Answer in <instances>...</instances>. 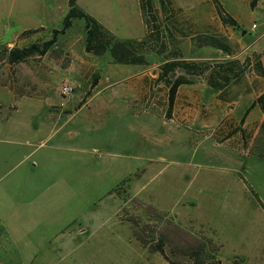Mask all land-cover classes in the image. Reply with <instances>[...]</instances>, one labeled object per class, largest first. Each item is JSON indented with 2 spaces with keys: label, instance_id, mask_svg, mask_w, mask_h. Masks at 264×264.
I'll use <instances>...</instances> for the list:
<instances>
[{
  "label": "rangeland",
  "instance_id": "1",
  "mask_svg": "<svg viewBox=\"0 0 264 264\" xmlns=\"http://www.w3.org/2000/svg\"><path fill=\"white\" fill-rule=\"evenodd\" d=\"M171 1L153 0L158 33L154 30L148 47L163 51L146 52L148 64L114 62L110 51L87 52L83 18L74 19L45 55L0 63V228L25 231L22 241H8L4 248L0 243L4 264H169L149 253L120 217L134 212L131 198L167 212L187 229L203 231L221 246L219 264H264V128L252 149L241 140L234 145L243 148L242 156H229L230 145L224 143L230 108L240 123L264 82L253 68L255 50L264 54V0L254 9L249 0H219L238 28L221 21L212 0ZM77 3L116 38L146 33L138 0ZM49 4L0 0V53L42 43L61 29L69 0ZM197 11L199 25L192 31L220 37L233 51L196 47L197 61L244 64L251 57L252 64L222 92L205 76L179 69L170 74L193 81L181 87L179 100L187 99L200 109L202 123H210L202 128L189 122L177 131L163 122L170 118L169 86L160 79L158 64L184 56L180 48L190 54L171 31L182 26L181 31L191 32V14ZM34 27L40 28L22 35ZM96 76L98 84L91 89ZM66 85L73 91L63 96ZM247 91L253 93L247 96ZM149 94L157 99L152 109L144 105ZM43 237L52 242L44 245ZM168 254L189 263L187 257Z\"/></svg>",
  "mask_w": 264,
  "mask_h": 264
},
{
  "label": "trees",
  "instance_id": "2",
  "mask_svg": "<svg viewBox=\"0 0 264 264\" xmlns=\"http://www.w3.org/2000/svg\"><path fill=\"white\" fill-rule=\"evenodd\" d=\"M249 1L251 8L254 9L259 0ZM212 2L215 5L221 21L225 25L235 28L240 26L239 22L224 9L219 0H212ZM161 3L163 4L164 0H161ZM140 5L145 22L149 28V38H116L100 21L83 10L78 5L77 0H69V9L63 19V27L61 29H54L52 37L44 40L42 43L36 41L25 47L15 46L11 48L9 50L8 60L11 63H16L24 61L35 54L45 55L50 48L57 43L59 35L65 33L67 28L73 25L74 19L83 18L86 22L85 49L87 52L100 55L110 51L114 62L123 64H148L145 56V54H147L146 52L154 51L161 55L163 49H157L154 45L151 46L152 48L148 47V42L151 41L155 32L154 30L158 33V29L154 28L157 15L155 13L156 8L153 0H140ZM150 23H152V25H150ZM37 30L38 29L25 30L22 35L36 32ZM158 37L156 39H159ZM195 41L200 47L212 46L228 55L233 54L230 44L215 35L200 33L195 36ZM161 42L163 43L164 41ZM163 46L165 45L163 44ZM253 56V68L256 70L255 72L257 75L264 79V64L261 60V56L256 52ZM251 62V57H247L244 64H241L239 59H229L223 62L210 63L187 59L183 56L166 58L161 67L162 72L160 79L165 80L169 86V111H171L174 105L178 89L182 85L193 83V81L189 80L186 76L173 79L170 74L175 73L177 69L183 70L188 76H205L208 85L222 92L231 82L240 81L246 72L245 67L252 64ZM98 80L99 78L96 76L91 84V89L98 84ZM256 103L264 110V93L257 99L255 104ZM255 104H253L250 109H252ZM263 128L264 123L261 130H263ZM130 201L132 202L131 207L134 212L127 216L122 215L120 217L123 218L122 220L129 222L135 239L149 253L160 254L169 264L180 263L172 260L168 251H170L171 254L187 257L189 259L188 264H219L217 256L221 250V246L216 244L214 240L208 237L203 231L187 229V227L175 222L167 212L159 210L156 206L145 203L139 198H131ZM127 211V208L123 209L124 213H128Z\"/></svg>",
  "mask_w": 264,
  "mask_h": 264
},
{
  "label": "crops",
  "instance_id": "3",
  "mask_svg": "<svg viewBox=\"0 0 264 264\" xmlns=\"http://www.w3.org/2000/svg\"><path fill=\"white\" fill-rule=\"evenodd\" d=\"M37 2V4H42L43 7L49 8L50 4V0H35ZM78 1V0H77ZM164 3H172L171 0H164ZM172 5V4H171ZM138 6L140 7V16L137 15L138 17L141 18L142 20V24H144L145 28H146V33L143 36L137 37L135 39H141V38H145L148 36L149 33V28L148 25L145 22V18L143 16V12L141 9V5H140V1L138 0ZM158 8V7H157ZM199 12L197 11L194 14H191V32H183L181 31V29H179L180 27L182 28V26L177 27L176 30L171 31L172 32V36L174 38V42L178 43V44H187L189 47V50L191 51L190 54H186L184 53L183 49H181V52L183 53V57L187 58V59H191V60H198L200 59L199 56H193L192 53L194 52V50L196 49V47H200L197 42L195 41V36L198 35V33H194L192 31V26L195 25H199ZM195 15V16H194ZM195 17V20L193 19ZM40 27H34V28H27L25 30L28 29H38ZM24 30V31H25ZM129 39V38H127ZM257 51L256 53H260L261 51L259 50H255ZM153 53H155L154 51H151ZM261 60L264 64V54L261 56ZM165 62L161 61L158 65L163 64ZM145 71V70H144ZM150 73V72H149ZM256 79H261V77L256 76ZM263 81V80H262ZM260 81V93H256L253 96L252 100L254 101L253 104H255V102L257 101V99L264 93V82ZM207 83V82H206ZM183 86V85H182ZM181 86V87H182ZM181 87L178 89L175 101H174V105L170 110L169 107V98H168V107H167V111L166 114L168 115L169 112V119H167L165 122L167 125L168 123L171 125H174V128L177 129V131H179V129L184 126L185 124H188L189 122L192 123H196L198 125H200L202 128L205 127H210V123H202L203 119H201V113H200V109L198 108H194L193 104H190L188 102V100H179V96H180V92H181ZM149 93H150V88H149ZM252 91H247V96H250V94H252ZM246 94V93H245ZM151 94H149V96L147 97V99L145 98V106L146 109H152L154 107H156V102L157 99L156 98H151L150 96ZM252 104V105H253ZM251 105V106H252ZM234 106V105H233ZM251 106L249 107V111L247 110L245 116L242 118V120L240 121V123H238L236 120H234L232 118L231 113L232 108H230V113L227 115V117H230V123L227 125L226 129H224V138L225 141L224 143H229V156L236 157V156H242L245 153L243 152V148H238L236 146H234L235 144H237L238 140H241V145L243 146V144H245L247 142L246 148L248 149H252L253 145L255 144L258 136L260 135V133H262V125L264 123V110L260 107L259 104H255L254 107L252 109ZM258 111V112H256ZM256 112L257 115H255L256 117L254 119H250L251 117H253V113ZM211 114L208 113L207 117L210 118ZM203 118V116H202ZM204 122V121H203ZM213 123V121H212ZM215 125V124H214ZM252 137H251V136ZM251 138V139H248ZM245 138V140H244ZM243 139V140H242ZM245 146V145H244ZM247 149V150H248ZM236 159L233 161L235 162ZM26 230H28V232H31L34 230V228H27ZM24 228H0V243L2 244V248H4L5 244L8 241H13V242H18V241H22V237L21 234H24ZM61 229L59 231H56L55 233V237H58L61 234ZM44 245H49L52 242L51 238L48 237H43L42 238ZM0 244V246H1ZM34 254V253H33ZM35 255V254H34ZM30 258H33V256H31ZM35 258V257H34ZM0 264H4L2 261H0Z\"/></svg>",
  "mask_w": 264,
  "mask_h": 264
},
{
  "label": "built area",
  "instance_id": "4",
  "mask_svg": "<svg viewBox=\"0 0 264 264\" xmlns=\"http://www.w3.org/2000/svg\"><path fill=\"white\" fill-rule=\"evenodd\" d=\"M73 91V88L70 87L69 85H66L62 88V95L63 96H67L68 94H70Z\"/></svg>",
  "mask_w": 264,
  "mask_h": 264
},
{
  "label": "water",
  "instance_id": "5",
  "mask_svg": "<svg viewBox=\"0 0 264 264\" xmlns=\"http://www.w3.org/2000/svg\"><path fill=\"white\" fill-rule=\"evenodd\" d=\"M8 51H3L2 53H0V63L4 60H6V58H8Z\"/></svg>",
  "mask_w": 264,
  "mask_h": 264
}]
</instances>
